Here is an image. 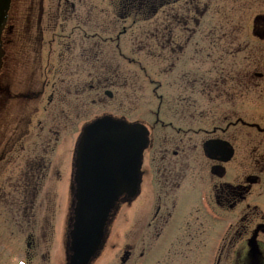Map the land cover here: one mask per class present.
<instances>
[{
    "label": "flooded vegetation",
    "instance_id": "af4514ba",
    "mask_svg": "<svg viewBox=\"0 0 264 264\" xmlns=\"http://www.w3.org/2000/svg\"><path fill=\"white\" fill-rule=\"evenodd\" d=\"M12 1L0 37V75L3 66L8 71L0 78V198L15 195L20 198L19 210L28 205L32 209L42 184L59 177L52 153L69 154L66 174L72 190L75 114L81 106L84 113L90 112L92 101L102 104L103 99L114 98L107 86L115 82L120 90H116V112L104 111L93 118L111 115L147 129L137 193L132 198L121 196L118 204L135 201L147 185L148 209L141 214L148 215L149 249L167 231V242L152 248L158 252L154 262L219 264L227 257L232 264H264V205L252 200L264 195V104L253 112L263 116L232 107L233 102L248 103L253 96L264 103V0H182L183 10L164 17L162 26L154 23L156 10L166 6L172 11L181 0H120L135 19L150 22L149 32L142 36L163 39L166 79L181 82L178 102L187 106L168 112L157 108L145 114L147 118L132 119L123 113L122 69L92 62L97 51L92 52L91 39H107L106 31H89V20L84 19L75 20L71 26L75 32L45 35L46 29H63L66 18L58 22L59 16L53 15L42 26L41 8L32 36L31 31L16 30L17 18L9 14ZM69 5L73 7L72 2ZM250 6L257 9L251 13ZM209 7L211 13L205 14ZM129 11L116 16L115 23L124 22ZM159 27L163 31H157ZM120 29L115 39L126 33L125 26ZM175 29L180 31L179 41L173 37ZM77 38L83 39L78 50ZM17 43L28 50L25 57L34 51V58L25 59L23 65L25 70H37L39 78H12ZM108 70L115 79L109 80ZM39 102L45 116L33 121ZM212 102L216 110L211 109ZM35 132V140L29 142ZM221 220L224 227L219 230ZM129 251L124 244L121 260Z\"/></svg>",
    "mask_w": 264,
    "mask_h": 264
},
{
    "label": "rangeland",
    "instance_id": "374dc122",
    "mask_svg": "<svg viewBox=\"0 0 264 264\" xmlns=\"http://www.w3.org/2000/svg\"><path fill=\"white\" fill-rule=\"evenodd\" d=\"M64 1L66 0H13L9 14L17 18L15 24L16 30L31 31L33 33L32 36H35L38 30L36 27V17L42 10V26L53 15L59 16L58 22L62 20V16L66 18L63 29L55 26L56 28L44 30L45 35L48 36L51 35L52 31L67 32L74 30L75 32L77 29L71 27L77 24L75 20L82 21L84 19L89 20V22L87 21L89 31H106L107 39H91V50L92 52L97 51V53L92 54V62L99 64L102 61L108 64L109 69H114L117 65V67L122 69L123 113L129 116L130 119L142 116L147 118L145 114L157 108L161 112H168L180 111L187 107L185 103L178 102V99L182 97L181 82H170L168 81L170 79L169 76L166 79L164 72L165 61L164 55H162L163 39L160 36L153 39L142 36L150 30V22L147 19L143 22L140 21L142 19L139 17L135 19L133 17L135 15H132L128 8H123L120 0H67L66 3ZM71 2L73 3V7L69 5ZM250 7L251 13L257 9L255 6ZM182 10V0L173 6L172 11H169L168 7L162 6L154 13V23L157 26H162L164 17L169 14L180 13ZM127 11H129L127 14L129 16L124 19V22L118 21L115 23L116 16L123 15ZM240 12L238 10L236 14ZM135 13L142 15V13ZM210 13L211 7H209L205 14ZM64 18L63 20H65ZM132 19H135L134 23L131 22ZM54 20L56 19L54 18L52 22ZM105 21L107 22L106 24L104 23ZM52 22H49V24L52 25ZM121 25L125 26L126 33L119 39H115V31L119 30ZM163 29V27H159L157 31H163ZM111 35H113V38L108 37ZM179 35L180 31L175 29L173 37L177 40ZM76 40L75 49L78 50L79 45H83V39L77 38ZM115 44H118L119 50H117L121 54L116 52ZM26 52L28 50L21 43L15 44L12 53L14 61L10 70L14 79L31 80L39 78L37 70L35 72H32L30 69L25 70L23 61L34 58V51L33 53L31 51L28 57H25ZM158 52L161 54L159 55ZM154 53L156 55H153ZM5 67L3 66L1 69L0 78L3 79L5 72L8 73ZM107 73L109 80L116 78L111 70H108ZM51 78L52 76H49V79ZM107 88L114 91V98L106 99L102 97L105 98L103 100H106L102 104H99L98 101H92L90 104L91 111L88 113H84L82 106L79 110L77 109L74 121L77 138L81 130L80 126L83 123L88 122L101 112H116V90H118V93L120 90L117 88L115 82L112 87L107 86ZM192 97L194 98L195 96L192 95ZM92 99H96L94 94H92ZM41 101L45 104V97H42ZM262 104L264 103L257 101L253 96L248 103L233 102L232 107L236 110L244 111L245 114L251 113L253 116H259L262 114H255L253 112L262 110ZM209 105L212 110H216L218 107L213 102L209 103ZM38 107V112L34 114L33 121L37 117L41 118V116H45L43 114L44 110L41 108V102H39ZM35 135L36 132L32 136L29 135L28 141L35 140ZM69 144L72 145L71 141ZM61 155L57 156L55 153L50 155V158L55 161L53 168L58 169L59 177L54 178V181H47L42 184V192L34 199L32 209L28 205L27 210H19L17 201L20 198H16L15 195L13 198L4 200L0 198V264L67 263V240L65 241V238L70 223L72 190L69 187L70 183L67 180L66 174V171L69 170V154L65 156ZM2 185L1 177L0 186ZM148 197V187L145 184L140 196L135 201L126 205L118 204L119 206L113 211L107 225L106 238L90 264H164L163 262H154V254H158V252L152 248L155 244L167 242V231H164L160 240L153 243L151 249H149L151 239L148 237L149 231L146 224L148 215L147 213L141 214V210L147 211L148 209ZM252 200L264 205V195L262 198L254 196ZM139 217L140 219L137 223V218ZM223 227L224 222L221 220L218 222L217 228L222 230ZM25 241H28V244H25ZM124 244H128L130 251L128 256L121 260L123 258L122 248ZM140 251H143L144 254L140 255ZM169 264L205 263L171 262ZM219 264L232 263L227 257H223Z\"/></svg>",
    "mask_w": 264,
    "mask_h": 264
},
{
    "label": "water",
    "instance_id": "95a60500",
    "mask_svg": "<svg viewBox=\"0 0 264 264\" xmlns=\"http://www.w3.org/2000/svg\"><path fill=\"white\" fill-rule=\"evenodd\" d=\"M10 2L0 0V37ZM2 52L0 40V65ZM129 125L138 131L132 141L124 135ZM147 134L143 124L111 115L98 116L82 126L73 159L66 264H90L104 242L120 197L132 198L137 193Z\"/></svg>",
    "mask_w": 264,
    "mask_h": 264
},
{
    "label": "snow or ice",
    "instance_id": "6c2138e0",
    "mask_svg": "<svg viewBox=\"0 0 264 264\" xmlns=\"http://www.w3.org/2000/svg\"><path fill=\"white\" fill-rule=\"evenodd\" d=\"M124 135L129 141H132L137 137L138 131L134 126L129 125V126H126L124 130Z\"/></svg>",
    "mask_w": 264,
    "mask_h": 264
}]
</instances>
